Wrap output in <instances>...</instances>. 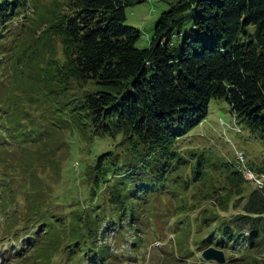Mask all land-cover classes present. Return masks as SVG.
<instances>
[{
    "label": "trees",
    "instance_id": "1",
    "mask_svg": "<svg viewBox=\"0 0 264 264\" xmlns=\"http://www.w3.org/2000/svg\"><path fill=\"white\" fill-rule=\"evenodd\" d=\"M138 2L0 0V239L28 245L24 256L6 246L3 264H133L108 238L142 248L135 263L168 240L167 264L209 247L225 264H264L263 193L235 162L181 146L212 99L264 140V0H177L144 48L124 23ZM82 122L114 144L69 202L39 170L60 174L55 132ZM247 165L264 174V159Z\"/></svg>",
    "mask_w": 264,
    "mask_h": 264
},
{
    "label": "rangeland",
    "instance_id": "2",
    "mask_svg": "<svg viewBox=\"0 0 264 264\" xmlns=\"http://www.w3.org/2000/svg\"><path fill=\"white\" fill-rule=\"evenodd\" d=\"M51 1L52 0H32V3L42 7L49 5ZM176 1L177 0H139L138 3H133L125 7L124 23L140 31V38L136 44L138 48L148 46V39L154 31L159 16ZM190 27L191 19L186 20L182 24L181 36L187 33ZM181 36L178 37L176 33L173 34L171 42L174 47L181 48ZM52 143L55 147L54 158L60 161L61 172L59 175H55L53 171L47 167L43 170H39L41 173L39 176L43 181L44 188L48 191H52L54 197L61 196L64 200L68 199V201L75 199L74 196L80 193L79 191L87 188L85 184L86 181L83 177L88 166L92 164L94 157L101 151L111 149V146L114 144L110 138L93 135L91 129L86 126L85 122H82L81 126L79 125L78 127L72 126L71 129L66 131H56ZM181 146L182 149L185 150L192 148L197 150V152H211L212 154L223 156L233 162H235L234 157L237 151H241L244 154L246 163L247 161L258 163L264 159V140L238 125L230 113L227 102L223 99H212L209 102L207 117L199 126L190 132L182 141ZM196 159V156L190 157L185 153L183 156L184 165L190 167L195 163ZM183 171L185 173L189 172L188 169H183ZM19 203L21 204L20 199ZM203 205L207 206L208 204L205 203ZM61 207L62 206L58 205V211L61 210ZM192 217H194V214H192ZM113 233L114 232L110 235ZM131 236L132 233L128 230L125 234V237H127L126 240L128 241ZM168 239L170 241L172 236L168 235ZM114 240L111 238L107 240L112 250L122 259L131 260L133 264H167L166 262L164 263L163 260L161 261V259L166 257L163 250H170L171 248L168 245L169 243L167 244L168 240L159 243V246L156 245L157 247L150 250L149 253H146V260L140 263L133 262V257L135 255L139 256L143 251L142 248L137 251L133 250L132 253L122 239ZM22 245L24 246L21 251L19 242L15 246L12 242H9V240L0 239V264H3L1 256H3L2 253L6 246L9 247L10 250H14L15 248L19 249V251H21L20 255L24 256L28 252L26 250L28 245L25 246L24 243ZM4 255L6 256L7 253ZM15 257L19 256L16 255ZM61 257L62 255L54 256L52 264H58ZM200 259V255L195 253L187 260L180 258L178 259L179 261L172 262L171 264H200Z\"/></svg>",
    "mask_w": 264,
    "mask_h": 264
},
{
    "label": "built area",
    "instance_id": "3",
    "mask_svg": "<svg viewBox=\"0 0 264 264\" xmlns=\"http://www.w3.org/2000/svg\"><path fill=\"white\" fill-rule=\"evenodd\" d=\"M235 161L243 178L250 182L256 190L264 195V175L257 174L246 165V159L242 152H235Z\"/></svg>",
    "mask_w": 264,
    "mask_h": 264
},
{
    "label": "water",
    "instance_id": "4",
    "mask_svg": "<svg viewBox=\"0 0 264 264\" xmlns=\"http://www.w3.org/2000/svg\"><path fill=\"white\" fill-rule=\"evenodd\" d=\"M200 257L205 262H214L216 264H225L226 258L225 254L221 250H217L213 247H209L205 250H203L200 254Z\"/></svg>",
    "mask_w": 264,
    "mask_h": 264
}]
</instances>
